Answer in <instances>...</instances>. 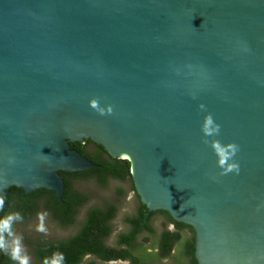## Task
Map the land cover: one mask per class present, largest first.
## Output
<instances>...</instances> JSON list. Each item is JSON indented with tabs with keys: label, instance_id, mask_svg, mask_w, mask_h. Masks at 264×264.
<instances>
[{
	"label": "water",
	"instance_id": "1",
	"mask_svg": "<svg viewBox=\"0 0 264 264\" xmlns=\"http://www.w3.org/2000/svg\"><path fill=\"white\" fill-rule=\"evenodd\" d=\"M87 139L194 228L198 264H264V0H0V210L99 167Z\"/></svg>",
	"mask_w": 264,
	"mask_h": 264
},
{
	"label": "trees",
	"instance_id": "2",
	"mask_svg": "<svg viewBox=\"0 0 264 264\" xmlns=\"http://www.w3.org/2000/svg\"><path fill=\"white\" fill-rule=\"evenodd\" d=\"M69 143L70 148L87 156L99 167L76 172L61 171L60 174L65 182V191L60 198L53 191L47 189L25 193L22 188L12 186L4 192V206L0 210V217L10 213H19L22 217L20 221L13 224V232L17 231V227L24 226L27 222H33L40 215L61 228L76 226L74 233L64 239L42 240L38 237L35 239L37 241L33 240L31 255H34L36 264H44L45 260L51 262L54 259L58 264H82L83 256L89 253L96 254L102 259L111 256L109 255L110 249H105L102 239L110 234V223L116 215V206L107 203L103 206L91 205L88 207L87 205L91 201L90 195L82 189H78L75 185L77 182L92 180L96 185L103 187L110 179L127 181L131 183L134 195L141 207L138 208L137 215L126 216V219L132 222L142 221V217L147 211L132 184L128 160L113 157L100 144H96L90 139H87L84 144ZM88 143H94L97 147L93 153L85 149ZM132 188L130 189L132 190ZM116 193L121 196L124 193L123 188L119 187ZM166 215L168 216V214ZM9 242L10 240L7 244ZM193 249L192 245L190 248L192 254ZM8 250L10 249L0 250V264H15L7 254ZM60 256L63 257L62 261Z\"/></svg>",
	"mask_w": 264,
	"mask_h": 264
},
{
	"label": "flooded vegetation",
	"instance_id": "3",
	"mask_svg": "<svg viewBox=\"0 0 264 264\" xmlns=\"http://www.w3.org/2000/svg\"><path fill=\"white\" fill-rule=\"evenodd\" d=\"M92 145L94 143H88L85 149ZM130 186L132 188L131 183ZM134 198L136 201L124 215L123 222H119L116 230L110 223V234L102 239L111 256L102 259L89 253L83 256L82 264H194V261L198 264L194 252V228L174 220L168 212L163 213L164 210H147L142 221H129L126 218L137 215L141 207L137 197ZM109 237H112L111 242ZM192 245L193 254L190 252Z\"/></svg>",
	"mask_w": 264,
	"mask_h": 264
},
{
	"label": "rangeland",
	"instance_id": "4",
	"mask_svg": "<svg viewBox=\"0 0 264 264\" xmlns=\"http://www.w3.org/2000/svg\"><path fill=\"white\" fill-rule=\"evenodd\" d=\"M96 150L94 145L87 147V151L93 153ZM76 187L82 189L84 192L90 195V202L87 205L103 206L108 204H114L116 206V215L111 221L114 226V230L120 225L119 222H123V217L126 213L129 212L132 208V204L135 203V198L133 191L130 189V183L127 181H120L115 179H110L109 182L100 187L96 185L92 180L91 181H80L77 182ZM122 187L124 193L121 196H118L116 190ZM85 208V207H84ZM84 212V209H83ZM83 217V214H82ZM82 217H80L82 219ZM38 226H42L44 231H38ZM76 230V226L61 228L56 226L53 222H49L44 216L40 215L38 218H35L33 222H27L24 226L17 227L15 235L21 239L22 250L29 258V264H36L34 255H31V250L33 240L40 237V239L52 240V239H64L69 235L73 234ZM114 234V233H113ZM112 237L108 238V241L111 242ZM37 241V240H35ZM110 242H108L110 244ZM12 241L10 240L7 244V249H11Z\"/></svg>",
	"mask_w": 264,
	"mask_h": 264
},
{
	"label": "clouds",
	"instance_id": "5",
	"mask_svg": "<svg viewBox=\"0 0 264 264\" xmlns=\"http://www.w3.org/2000/svg\"><path fill=\"white\" fill-rule=\"evenodd\" d=\"M90 107L95 109L100 115L111 114L113 107L109 108L107 112L99 107L97 103L90 104ZM239 151V145L234 143L231 148H225L223 146L217 148V155L220 157L219 165L223 169L221 175H225L229 172L239 173L240 165L239 162L233 159L236 153ZM231 160V163H227ZM226 165V166H225ZM3 202L0 201V207H2ZM22 217L19 213H10L3 217H0V250L7 249V243L9 240L12 241V247L7 251L10 259H12L15 264H29V258L22 250L21 239L15 235L13 232V224L20 221ZM38 231H44L42 226H38ZM63 257L60 256L62 261ZM44 264H58L57 260H52L49 262L45 260Z\"/></svg>",
	"mask_w": 264,
	"mask_h": 264
}]
</instances>
